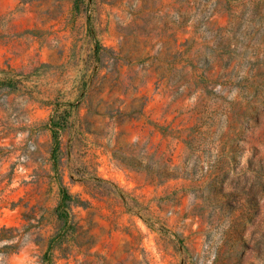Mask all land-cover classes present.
I'll list each match as a JSON object with an SVG mask.
<instances>
[{
	"label": "rangeland",
	"instance_id": "374dc122",
	"mask_svg": "<svg viewBox=\"0 0 264 264\" xmlns=\"http://www.w3.org/2000/svg\"><path fill=\"white\" fill-rule=\"evenodd\" d=\"M0 264H264V0H0Z\"/></svg>",
	"mask_w": 264,
	"mask_h": 264
}]
</instances>
